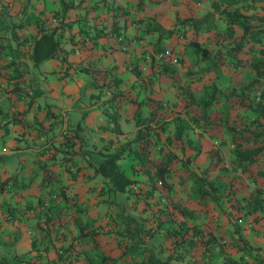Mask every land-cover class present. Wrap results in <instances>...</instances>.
Returning <instances> with one entry per match:
<instances>
[{
    "label": "crops",
    "instance_id": "0c3cea01",
    "mask_svg": "<svg viewBox=\"0 0 264 264\" xmlns=\"http://www.w3.org/2000/svg\"><path fill=\"white\" fill-rule=\"evenodd\" d=\"M109 1L122 12L130 7L126 0ZM66 2L0 0V182L6 178L0 185V264L80 262L81 251H68L60 259L56 247L70 241L74 248L83 243L86 248L93 246L92 234L78 236L86 229L85 221L97 229L93 221L104 204L94 196L97 184L105 179L94 173L93 165L103 158L101 153L112 152L131 137L136 127L134 99L140 97V80L145 77H136L131 70L135 66L145 70L149 50L141 27H132L128 20L122 26L124 13L111 15L103 7L94 17L100 0H80L65 7L66 23L54 33L59 51L37 65L32 63V40L41 28L56 23L49 14L67 6ZM204 2L210 6L209 16L218 15L220 4L243 14L264 13L243 0H162L152 9L165 7L166 16L177 26L183 18L198 21L207 33ZM111 24L118 25L126 40H114ZM61 85L82 111L79 120L72 122L68 106L54 114L52 103L67 102ZM87 152L97 158L84 159ZM124 156L129 159L126 167L118 165L136 178L129 171L133 157L124 153L120 158ZM69 254H75L76 261Z\"/></svg>",
    "mask_w": 264,
    "mask_h": 264
},
{
    "label": "rangeland",
    "instance_id": "374dc122",
    "mask_svg": "<svg viewBox=\"0 0 264 264\" xmlns=\"http://www.w3.org/2000/svg\"><path fill=\"white\" fill-rule=\"evenodd\" d=\"M126 3L130 6L127 10L132 20L144 18L142 30L148 34L154 30L159 37L152 39L151 48H154L149 55L156 53L155 57L145 58V69L149 70L151 59V62L161 63L167 72L164 76L159 75L161 84H157L155 94L158 100L149 97L150 105L147 107L139 103L141 106H137L136 111L140 118L149 114L148 108L154 110L151 126L155 137L151 139V155L174 153V160L169 164L170 174L165 182L156 181L154 184L140 173L141 169L133 158L129 171L136 176L137 189L132 192H118L109 188L106 181H99L98 195L94 197L104 204L93 221L97 228L92 233L93 246L86 248L83 243L79 248H74L71 244L68 250L81 251L78 264H135L148 251L161 259L170 254L171 264L220 263L224 254L231 255L235 264H264V152L248 166L247 171L232 165L234 155L224 124L228 117L229 124L233 122L239 126L240 122H245L243 116L248 110L226 102L221 94L234 80L248 78L245 69L237 63L249 58L246 52L250 46L264 49V22L259 28L256 24L250 25L246 30L243 50L235 51L232 56L227 55L225 46L234 45L237 39L228 41L227 38L215 39L216 36L197 37L199 41L204 40L202 42L209 48V54L203 57L187 45L188 40L195 37L193 31L196 23L181 21L177 26L166 16L165 7L164 10L152 9L155 5L153 0L147 3L146 0L136 3L135 0H126ZM134 4L136 9L133 8ZM203 5L206 26L219 32L224 25L220 10L217 16H209L210 6L207 7L205 2ZM153 15H157L158 20ZM185 25H189L188 28ZM236 31L239 32L240 28L233 29V33ZM239 36L240 33L236 38ZM162 46L166 54L158 57L157 49ZM260 53L264 54L263 51ZM211 80L222 91L218 92L217 101L207 107L208 115L199 119L200 125L195 124L190 116L197 114L198 107L193 104L187 108L182 100L188 91L199 100L205 95ZM59 89L63 90L67 102L63 106L52 103L51 107L55 106L54 114L59 115L60 109L68 106L69 113L74 116L72 122L79 120L82 111L78 104L74 103L73 97H67L65 87L61 85ZM150 94H154L153 88ZM86 116L90 117L89 113ZM107 117L111 116L107 114ZM126 124L131 122L126 121ZM179 128L180 141L174 135ZM187 138L191 144H185L183 152L179 144ZM261 140L264 143V127ZM195 150L199 152L197 155H188ZM90 156L97 158L89 152L83 157L89 160ZM127 160L128 156H124L118 158L117 162L126 167ZM201 183L204 193L200 191ZM179 207L191 211L189 218L182 219L181 224H177V219L181 220L182 215ZM67 244H61L60 250L67 249ZM101 254H108L107 257L113 254L115 257L103 260ZM69 255L75 258V254Z\"/></svg>",
    "mask_w": 264,
    "mask_h": 264
},
{
    "label": "trees",
    "instance_id": "16d2710c",
    "mask_svg": "<svg viewBox=\"0 0 264 264\" xmlns=\"http://www.w3.org/2000/svg\"><path fill=\"white\" fill-rule=\"evenodd\" d=\"M100 1V6H98V11L94 14V17H98L101 14L103 7H107L111 12V15L118 16L124 13L123 15H125V20L123 21L122 26L125 24L124 22L126 20H128L132 27H141L142 29V26H144V18L139 17L137 18V20H131L132 17L129 15V11L126 8L122 12L119 5L113 3L112 1ZM137 1L140 2V0H135V3ZM153 1L155 3L162 2V0ZM78 2H80V0H78ZM106 2H109V4H106ZM249 2L253 3L252 6L254 7L259 6L260 8L264 9V0H243L242 3L251 4ZM66 3L69 4H67V6H64V8L62 7V9L60 10L58 9L50 12L49 16L56 18V23L48 29L41 28L39 35L32 40L29 55L34 65H37L41 61L53 57L57 54L59 50V41L57 38L54 37V33L57 28L64 26L66 23L63 21L65 17V7H71L76 2L75 0H68V2ZM217 4L219 5L218 2ZM221 5L223 4H220L219 6L221 7ZM213 6L215 5L213 4ZM222 7L220 9L216 7L218 11L220 10V18H222L225 22V26L223 28H220L219 32H215L214 30H211V27L208 28L207 26H205L207 31V33H205L202 26L198 24V21H190L191 24L196 23V28H194L193 31V35L196 38L192 37L191 39H189L187 45L191 47V49L195 53L200 54L203 57H206L209 54V48L206 46L205 42H202L204 40L199 41L197 37L202 38V36L204 35L208 38H213V36H216L215 39L227 38L228 41H233L237 39L234 45L229 47L228 45L225 46L226 52L228 53L227 55L232 56L235 51L240 52L243 50L245 41L244 38L247 37L246 30H248L250 25L256 24V27L259 28V26H261L260 24L264 22V13H261L260 15H256L255 13L243 14L239 12L236 8H227L226 4H224ZM133 8L136 9L135 4L133 5ZM91 9L92 7L88 9V12H90ZM114 9H117V11L113 12ZM153 17L158 20L157 15H153ZM254 19H256L257 21H254ZM181 21L187 23L186 18H183V20L179 19L178 23L181 24ZM175 23L177 24V22ZM263 25L264 23H262V26ZM188 26L189 25H185L186 28H188ZM117 27L118 25H110V29H113L115 38L117 39V37L119 36L120 39H117L119 41L125 39L124 33L118 30ZM120 27L121 26H119V28ZM236 28H240V31H236L233 33V29ZM177 30L179 31V28ZM142 31L144 40L143 44L146 46V48H148L147 50H149L145 54H147L148 56L155 57L154 54L156 52H151L150 55L149 53L154 48L153 46L151 48L152 39H154L155 37L157 38L158 34H156L154 30L150 31L149 34L145 30ZM239 33L240 36L236 38V35ZM157 39H159V37ZM155 42L159 44L157 40ZM162 50H165L164 46H162L161 49H157V53H161L160 55L164 56L166 52L164 51L165 53H163ZM230 50L231 52H229ZM260 51L264 52V49L259 48L258 46L249 47V51L246 52V55L249 58L243 59L240 62L238 61L237 63L239 64V66L241 65V67L245 69L244 71L248 78L246 80H234V83L231 84V86H228L226 91L223 90V92H221L223 99L226 102H229L231 104H238L244 109L248 110V113L243 116L245 122H240L239 126H235L233 122L232 124H229L228 117L226 118L224 124L225 131L228 135V144L230 145V150L233 152L234 155V157L231 158V163L234 167L239 168L241 171H247L248 166L255 163L258 157L264 152V143L261 140L262 131L264 127V54L260 53ZM151 61L152 60L150 59L149 70H144L138 68L137 66L132 67L131 70L132 75L136 77H145V79H143L142 81L140 80L141 85L143 83V87L141 89L142 93L140 94V97L136 96V98L134 99V106L132 111V119L134 118L133 122L136 126L134 134L131 137L126 138L124 141L120 142V144H118V146L112 152L101 153L103 155V158H101L96 165H93L94 173H97L102 176L106 180L105 183H107L108 187L118 192H132L137 189V187L135 189L131 187L133 184H135V178L124 173L123 169L117 163V159L120 158L124 153L131 155L134 158L135 162L139 165L141 169L140 173L144 174L147 179L151 180L154 184L156 181L160 183L163 181L165 182V179H167L168 175L170 174L169 164L172 160H174V153L160 154L155 157L151 155V139L152 137H155V132L152 131L153 128L151 126V121L153 119L152 113L154 110L148 108L150 110L149 114L145 117L140 118L138 117L139 113L136 111V107H140L141 103L142 105H146L147 107L150 105L149 97L152 100H158L155 94H157V84H161V79H159V77L167 74V72L163 70V66L161 63ZM212 61L214 62L215 60ZM106 86H108V84H106ZM151 88L154 89V94H150ZM220 91H222L220 87L211 80L210 86L206 90L205 95L200 97L199 100H196L190 91L186 93V98L182 100V104H185L187 108H190L193 104L198 107L197 114L190 116L195 122V124L200 125L199 119L205 118L208 115L206 113V109L213 101H217L219 96L218 92ZM154 95L156 97H154ZM135 111L137 113H134ZM180 133L181 128H179L174 134L178 138V141H180ZM187 143L191 144V140L189 138L179 144V147L183 152H185V144ZM198 153L199 152H196L195 150L192 154L188 155L195 156ZM5 181L6 178H4L0 182V185H2V183ZM200 186L201 193H204L205 190L202 183L200 184ZM179 209L182 215L180 218L181 220L177 219V224H181L182 219L189 218V215L191 214V211L189 209L186 210L185 207H179ZM86 224L87 222L85 221L83 228L85 227L86 229L84 231L80 230L78 236L84 237L87 235H91L96 231L93 228L88 227ZM173 232L175 233L176 230L174 229ZM71 244L72 243L70 241L66 245L67 249L63 248V250H60V245H58L56 247L55 254L59 256L60 259H65L64 254L69 251L68 249ZM74 252L75 251H72V253ZM101 255L103 260L115 257L113 254H109L108 257L106 256L108 254ZM171 259L172 256L170 254H167L164 259H161L154 255L152 251H148L145 256L139 261H137L135 264H171ZM19 260L22 261L21 258ZM198 264H235V259L229 254H224L223 261L220 263H212L209 261H205L203 263Z\"/></svg>",
    "mask_w": 264,
    "mask_h": 264
},
{
    "label": "built area",
    "instance_id": "2783aa9c",
    "mask_svg": "<svg viewBox=\"0 0 264 264\" xmlns=\"http://www.w3.org/2000/svg\"><path fill=\"white\" fill-rule=\"evenodd\" d=\"M117 39H120V37L118 36ZM160 54H161V53H157L158 57L161 56ZM131 187H132L133 189H135V188H136V185L133 184Z\"/></svg>",
    "mask_w": 264,
    "mask_h": 264
}]
</instances>
